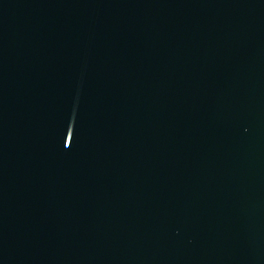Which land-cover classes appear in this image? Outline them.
Returning <instances> with one entry per match:
<instances>
[{
    "label": "water",
    "instance_id": "water-1",
    "mask_svg": "<svg viewBox=\"0 0 264 264\" xmlns=\"http://www.w3.org/2000/svg\"><path fill=\"white\" fill-rule=\"evenodd\" d=\"M0 264H264V0H0Z\"/></svg>",
    "mask_w": 264,
    "mask_h": 264
}]
</instances>
